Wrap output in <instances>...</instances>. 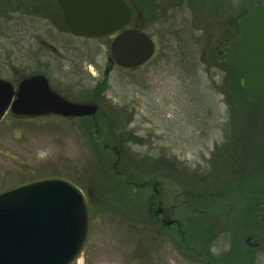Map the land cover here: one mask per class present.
I'll return each instance as SVG.
<instances>
[{
  "label": "rangeland",
  "instance_id": "374dc122",
  "mask_svg": "<svg viewBox=\"0 0 264 264\" xmlns=\"http://www.w3.org/2000/svg\"><path fill=\"white\" fill-rule=\"evenodd\" d=\"M231 1L232 7L220 13H214L212 0H195L192 5L158 0L152 18L143 8L138 14L135 11L126 27L137 24L144 29L155 43V52L147 63L133 69L109 62L114 36L73 37L55 20L56 15L40 18L7 13L0 16V78L16 87L23 77L43 74L63 97L87 102L98 75L105 77L108 88L102 114L97 118L114 117L117 109L127 113L125 159H147L155 169L143 167L135 175L137 182L154 178L162 201L171 203L172 193L182 190L176 166L193 171L208 165L213 152L227 143L234 126L229 99L219 90L224 72L207 61L215 40L226 29L232 30L228 18L232 21L243 10V0ZM218 2L228 4L229 0ZM259 2L264 7V0L253 1L255 6ZM261 104L264 111V102ZM86 124L56 115L5 113L0 119V190L37 177L59 176L79 185L86 197H93L88 240L72 264H203L177 250L165 230L145 231L121 218L111 208L112 200L105 194L110 188L102 189L100 178L89 191L94 171L101 178L114 176L108 166L114 167L115 156L109 149L93 146L99 139L93 134L91 140ZM103 151L108 153V169L97 164ZM118 178L126 184L124 176ZM129 190L136 193L134 199L140 201L134 202L139 207L150 192ZM102 197L107 199L106 204L99 202ZM153 204L159 211L164 203L159 208L155 200ZM150 213L148 208L147 215ZM163 218V211H159L157 220L162 228L177 229L174 216ZM227 247L228 236L222 234L212 251L223 254ZM254 264H264V245L254 250Z\"/></svg>",
  "mask_w": 264,
  "mask_h": 264
},
{
  "label": "trees",
  "instance_id": "16d2710c",
  "mask_svg": "<svg viewBox=\"0 0 264 264\" xmlns=\"http://www.w3.org/2000/svg\"><path fill=\"white\" fill-rule=\"evenodd\" d=\"M125 1L132 9V17L135 16V11L138 14L141 8L151 15L158 2L135 0L132 4L133 2L130 3L129 0ZM178 1L187 5L195 2ZM243 1L241 3L243 10L232 21L228 18V25L232 26V30L226 29L221 33L210 47L207 56L208 62L224 72L219 90L229 99L231 126H234L229 136L227 135L229 138L227 143L213 152V158L209 160L208 165L193 171L176 166V171L181 175L180 181L177 179L176 181L182 190L172 193L171 203L162 201L157 188L158 181L154 178L149 177L143 182H137L135 175L141 172L143 167L150 171L155 169L147 159H139V155H136L138 159L134 162L131 160L127 162V158L125 159L128 154L124 139L125 142L129 140L125 138L127 113L117 109L114 117L103 116L100 120L97 118L103 110L101 97L108 88L105 77L94 83L87 100L98 105L95 115L77 118L87 123V127L84 128L91 140L93 134L98 137L99 140L94 142L93 146L99 150L109 149L115 156L114 167L108 166L112 174L114 172V176L108 174L106 178H101L102 176H97L94 171L95 179L90 182L89 191H92L100 178L99 182L102 180L103 186L101 188H110L105 194L109 196L110 201L112 200L111 208L118 212L121 218L134 227H142L145 231L165 230L177 250L194 260L200 259L203 264H254V250L264 245V111L261 104L264 99L252 98L243 93L239 72L230 66L222 55L224 47L238 37L239 17L250 9L262 6L260 2V5L255 6L254 0ZM212 2L214 13H220L228 6L232 7L230 0L228 4L222 5L218 0ZM13 12L40 18H46L49 14L52 17L56 15L55 20L60 21L61 27L68 30L55 0H0V16ZM132 27L144 31L137 24ZM99 155L97 164L105 165L107 168L108 153L103 151ZM117 175L124 176L126 184L121 183L119 178L116 179ZM168 175L174 177L171 173ZM130 188L150 191L147 198L142 197L141 207L134 202L140 200L134 199L136 193L130 192ZM87 198L91 206L93 197ZM100 200L99 202L103 204L107 203V199L103 197ZM154 200L158 208L159 204L164 203V207L159 208V211L163 210L164 220L171 215L175 217L174 221L178 223L176 230L164 227L163 229L159 225L157 220L159 211L153 207ZM148 208L150 215H147ZM144 210L146 217L142 218ZM163 225L168 228L166 224ZM222 234L228 236V247L223 254H215L212 247ZM140 246L144 247L143 240L140 241Z\"/></svg>",
  "mask_w": 264,
  "mask_h": 264
},
{
  "label": "water",
  "instance_id": "95a60500",
  "mask_svg": "<svg viewBox=\"0 0 264 264\" xmlns=\"http://www.w3.org/2000/svg\"><path fill=\"white\" fill-rule=\"evenodd\" d=\"M72 35L102 37L117 33L110 45L111 61L136 68L151 59L153 39L126 28L131 8L125 0H55ZM238 38L223 56L241 76L243 93L264 99V7L243 13ZM121 30V31H120ZM94 103L68 100L54 91L43 74L23 77L14 87L0 78V119L17 116H93ZM88 199L73 181L42 176L0 190V264H72L88 240Z\"/></svg>",
  "mask_w": 264,
  "mask_h": 264
},
{
  "label": "flooded vegetation",
  "instance_id": "af4514ba",
  "mask_svg": "<svg viewBox=\"0 0 264 264\" xmlns=\"http://www.w3.org/2000/svg\"><path fill=\"white\" fill-rule=\"evenodd\" d=\"M124 28H122L121 30H123ZM120 30V31H121ZM116 33H114V34H112V35H110V36H114ZM73 36V35H72ZM73 37H77V36H73ZM53 48V47H52ZM108 60H109V62H112L111 61V57H109L108 58ZM91 62H89V64H90ZM136 68H139V67H136ZM100 78V76L98 75V78H97V80ZM49 82V81H48ZM50 85V84H49ZM102 98V100L104 99V96L103 97H101ZM97 105V104H96ZM97 107H98V105H97ZM161 211H163V210H161Z\"/></svg>",
  "mask_w": 264,
  "mask_h": 264
}]
</instances>
